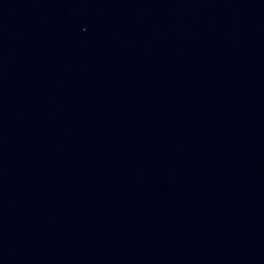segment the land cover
<instances>
[{"label":"water","instance_id":"water-1","mask_svg":"<svg viewBox=\"0 0 264 264\" xmlns=\"http://www.w3.org/2000/svg\"><path fill=\"white\" fill-rule=\"evenodd\" d=\"M0 264H264V0H0Z\"/></svg>","mask_w":264,"mask_h":264}]
</instances>
